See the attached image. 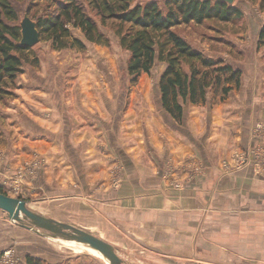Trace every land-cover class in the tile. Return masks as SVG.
<instances>
[{
  "label": "crops",
  "instance_id": "obj_1",
  "mask_svg": "<svg viewBox=\"0 0 264 264\" xmlns=\"http://www.w3.org/2000/svg\"><path fill=\"white\" fill-rule=\"evenodd\" d=\"M82 72L88 82L75 84L73 94L36 83L43 75L35 71L17 76L14 113L1 117L8 126L0 139V180L14 176L23 157L42 159L32 190L90 213L112 246L131 239L156 251H199L201 244L215 247V228L232 219L244 222L241 236L259 237L256 250H262L264 181L252 168L231 173L221 164L246 146L240 141L254 124V101L233 110L226 102L188 103L180 125L163 110L159 87L156 101L122 103L95 72ZM171 183L183 189L172 191ZM206 204L236 213L205 215L199 207ZM208 229L214 236L201 237Z\"/></svg>",
  "mask_w": 264,
  "mask_h": 264
},
{
  "label": "rangeland",
  "instance_id": "obj_2",
  "mask_svg": "<svg viewBox=\"0 0 264 264\" xmlns=\"http://www.w3.org/2000/svg\"><path fill=\"white\" fill-rule=\"evenodd\" d=\"M8 1L18 13L19 26L25 17L34 22L48 11H53V6H50L53 0ZM151 1H156L162 6L164 0H135L133 6ZM233 6L241 12L239 19L231 22L210 20L200 25L191 23L179 26L175 31L207 57L221 59L225 64L241 71L238 87L227 85L231 89L225 96L210 88L206 92V102L209 105L226 102L230 105L229 109L233 110L242 103L254 101L251 113L254 124L250 131L247 130L244 140L240 141L246 142V146L234 149L230 160L222 161L221 164H224V168L231 173L252 168L256 177L264 181V42L260 43L258 38L264 26V0H235ZM96 21L99 24V21ZM99 28L110 40L107 47L87 44L84 52L69 49L54 51L50 42L39 41L29 48L27 55L32 64L23 67L24 76L30 77L31 71H35L37 75H43L36 83L40 84L43 81L53 85L56 91L62 89L64 94H73L75 84L88 82L82 76V71H92L96 73L97 77L94 78L99 85H104V90L108 89V84L113 86L115 95L112 98L115 101L123 103L130 99L158 100V82L165 65L156 62L149 74L140 75L133 84L127 74L129 53L120 47L112 23L108 22L104 27L99 25ZM73 35L82 39L79 31H73ZM185 70L187 71V68ZM16 86L15 82L11 86L8 85L6 93L0 97V139L4 138L3 130L8 126L7 120H2L1 117H7L6 113L9 111L14 113L15 107L11 103L16 99ZM249 105L252 103H247V106ZM103 119L110 123V118ZM106 145L110 146L109 140L106 141ZM29 156H22L23 161L17 163L19 166L14 176L2 179L3 193L10 198L25 201L27 207L35 213L84 230L108 243V235L100 224L93 223L90 213L87 215L80 213L75 207V210L66 207L69 208L67 210L59 201L50 199L45 190L38 192L32 190L30 182L31 177L35 175L34 165L44 163L42 159L32 161ZM168 189L178 192L183 188L179 183H171ZM199 211L205 215L212 212L227 215L236 213L234 209L217 211L215 207L211 208V205L207 204L200 205ZM237 211L252 210L239 208ZM0 217L7 220L5 225L0 223V264H27L26 257L37 259L40 264H105L76 242L62 239L53 241L56 238H52L45 231L26 230L10 222L4 212H0ZM231 220H225V224L220 222L221 225L215 228L217 233L215 247L201 244L199 251H156L145 249L142 245L130 241L131 239H125L122 246L113 247L123 264H264V230L262 250H256L258 245H255V239L259 237L248 236L249 232L241 236L244 232L241 225L244 222ZM24 225L30 224L24 222ZM209 230L201 237L208 239L210 235L213 237V232Z\"/></svg>",
  "mask_w": 264,
  "mask_h": 264
},
{
  "label": "trees",
  "instance_id": "obj_3",
  "mask_svg": "<svg viewBox=\"0 0 264 264\" xmlns=\"http://www.w3.org/2000/svg\"><path fill=\"white\" fill-rule=\"evenodd\" d=\"M134 1L53 0V11L34 21L39 41L50 42L54 51L84 52L87 44L107 47L110 40L99 25L111 22L120 47L129 53L127 74L133 84L140 75L149 74L156 62L165 65L158 82L161 105L180 125L184 106L205 103L208 89L225 96L231 89L227 85L239 86L241 71L207 57L175 31L191 23L239 19L241 12L236 7L216 0H164L162 6L156 1L133 6ZM17 16L8 0H0V97L23 73V67L32 64L27 55L30 49L20 45ZM73 31H79L82 39ZM258 38L264 42V26ZM26 262L40 264L30 257Z\"/></svg>",
  "mask_w": 264,
  "mask_h": 264
},
{
  "label": "water",
  "instance_id": "obj_4",
  "mask_svg": "<svg viewBox=\"0 0 264 264\" xmlns=\"http://www.w3.org/2000/svg\"><path fill=\"white\" fill-rule=\"evenodd\" d=\"M216 1H222L229 6H232L235 0ZM20 28V45L32 48L39 42V33L36 29V24L28 17H25L22 20ZM0 210L7 215V219L10 222L17 224L26 230H36V232L41 230L50 234L52 238H60L66 241L80 243L81 245L100 253L108 260V264H123L111 244L84 230L33 212L27 207V203L23 200L10 198L0 192ZM24 222H29L30 225L26 226L24 225Z\"/></svg>",
  "mask_w": 264,
  "mask_h": 264
},
{
  "label": "bare ground",
  "instance_id": "obj_5",
  "mask_svg": "<svg viewBox=\"0 0 264 264\" xmlns=\"http://www.w3.org/2000/svg\"><path fill=\"white\" fill-rule=\"evenodd\" d=\"M60 238H56V239H54L53 241H60L59 240ZM63 240V239H62ZM74 242V241H73ZM78 244H80V243H78ZM81 245V244H80ZM84 249H86V250H88L93 256H95L96 258H98V259H100V260H102V262H104L105 264H108L109 262H108V260L105 258V257H103L100 253H98V252H96V251H94V250H92V249H90V248H88V247H85L84 245H81Z\"/></svg>",
  "mask_w": 264,
  "mask_h": 264
},
{
  "label": "built area",
  "instance_id": "obj_6",
  "mask_svg": "<svg viewBox=\"0 0 264 264\" xmlns=\"http://www.w3.org/2000/svg\"><path fill=\"white\" fill-rule=\"evenodd\" d=\"M178 188H180V186H178Z\"/></svg>",
  "mask_w": 264,
  "mask_h": 264
}]
</instances>
